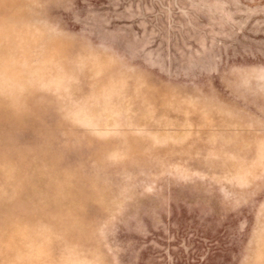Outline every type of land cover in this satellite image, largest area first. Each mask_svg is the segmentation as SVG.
<instances>
[{
	"label": "rangeland",
	"instance_id": "1",
	"mask_svg": "<svg viewBox=\"0 0 264 264\" xmlns=\"http://www.w3.org/2000/svg\"><path fill=\"white\" fill-rule=\"evenodd\" d=\"M0 264H264V0H0Z\"/></svg>",
	"mask_w": 264,
	"mask_h": 264
}]
</instances>
